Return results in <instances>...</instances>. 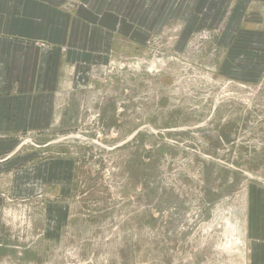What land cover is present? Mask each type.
I'll use <instances>...</instances> for the list:
<instances>
[{
  "label": "rangeland",
  "instance_id": "374dc122",
  "mask_svg": "<svg viewBox=\"0 0 264 264\" xmlns=\"http://www.w3.org/2000/svg\"><path fill=\"white\" fill-rule=\"evenodd\" d=\"M145 16L1 153L0 264H264V0Z\"/></svg>",
  "mask_w": 264,
  "mask_h": 264
},
{
  "label": "crops",
  "instance_id": "0c3cea01",
  "mask_svg": "<svg viewBox=\"0 0 264 264\" xmlns=\"http://www.w3.org/2000/svg\"><path fill=\"white\" fill-rule=\"evenodd\" d=\"M154 4L80 0L72 9L63 0H0V155L24 127L52 123L60 58L68 63L71 54L84 59L106 53L109 41L101 35L110 37L120 28L135 39L137 28L146 29L145 15L153 12Z\"/></svg>",
  "mask_w": 264,
  "mask_h": 264
}]
</instances>
